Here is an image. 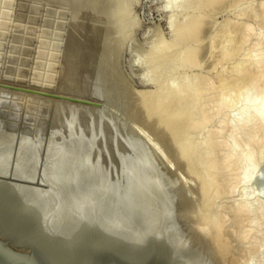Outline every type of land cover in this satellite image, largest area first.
Wrapping results in <instances>:
<instances>
[{
	"label": "rangeland",
	"instance_id": "rangeland-1",
	"mask_svg": "<svg viewBox=\"0 0 264 264\" xmlns=\"http://www.w3.org/2000/svg\"><path fill=\"white\" fill-rule=\"evenodd\" d=\"M1 1L3 0H0V118L4 121L3 125L6 124L3 129H13L18 137H14L17 142L21 138L24 151L37 172L35 178L39 179L35 180L44 183L42 177L51 172L59 178V182L66 178L63 181L65 184L60 183V186L65 187L69 184L70 178L67 180V177L71 174V181L75 179L77 185L88 183L91 188L87 189L89 193L100 182L105 187L103 192L106 197L116 194L118 199L129 202L147 191L158 211L167 212L171 216L184 241L200 253L208 264H264V255L260 259L257 254V244L264 243V215L258 216L244 209L237 211L236 206L242 201L246 185L240 178L244 168L235 155L230 156L231 146L227 141L229 139L234 142L236 150H242L247 147V134L254 135L257 132L255 137L258 140L251 148L256 163V177L254 176L250 184L258 193L262 185L258 174L264 173L263 128L258 123L255 125V132L253 129L238 134L233 119L240 114L241 108L252 101L260 102L263 99L264 11L261 7L264 0H227L214 12L213 22L205 31L207 41H211L217 31L228 22H236L238 26L230 29L225 56L219 57L220 44L213 49L205 44L196 55L194 65H181L171 73L169 71L172 68V59L161 66L165 75H176L180 83L188 75L192 77L187 99L193 97L197 91L196 99L200 106L195 111V123L187 126L191 144L206 136H211L214 141L211 154L216 157V165L206 168L207 175H212L215 179L214 192L212 202L204 207H197L195 202L200 196L198 179L189 175L186 160L178 157L171 147L168 130L156 129L154 123L149 121L150 112L144 110L141 99L135 93V90L155 87L144 69L145 60L159 37L166 39L167 53L178 58L185 51V41L172 42L173 31L168 17L173 6L168 4V0H125L128 10L124 13L119 28L116 23H111L112 11L109 12L110 15L108 12L106 14L107 9L112 10L114 6L110 0H82L85 4L89 3L86 6H79L78 0H75L76 4H69L71 0H62L66 4L60 0H57L58 3L51 0L54 4H50V0H15L17 5L14 0V3L11 0L4 1L5 4ZM44 1L48 4H43ZM67 2L69 5L74 4L73 7ZM91 3L93 7H90ZM8 5H12L13 9ZM81 7L87 8L82 11ZM40 9L41 13L38 12ZM89 11H92L93 17ZM179 11L180 15L184 14L182 9ZM103 14L109 15V18ZM71 15L76 18L73 23L82 15L84 19L80 18L78 22L83 23V26L78 22V25L76 23L72 26L71 21L74 19ZM94 15H98V19L101 17L98 20ZM15 19H24L32 25L15 22ZM64 30H68L67 34ZM25 33L27 34L24 35ZM35 33L38 34L34 37ZM30 34L33 36H27ZM40 35L48 38V41ZM36 37L40 40L36 41ZM45 47L51 48V51ZM255 57L262 58L256 67L257 74L254 72L253 76L245 80L242 71H238L235 66L245 61L250 63ZM220 74L223 76L214 85L212 79ZM235 76L242 77H238L237 81ZM257 76L261 77V81L258 77L260 87H256L253 82ZM218 101L220 107L215 111ZM167 107H173L172 101ZM164 113L166 109L163 110ZM199 121L202 124L196 123ZM182 124L183 121L180 120L177 128ZM53 141H57V149H51L54 145L49 147L51 144L56 145ZM150 143L158 151L152 149ZM0 147V154L5 151L4 160L5 157H13L16 152L14 150L12 154L8 149L7 154L6 149L2 150L3 145ZM59 149L62 152L56 153ZM53 151L56 154H52ZM59 154L67 155L70 163L67 161L68 164H62L66 158L61 155L65 158L63 161ZM14 155L17 157V152ZM15 156L10 161L7 158L8 164L11 162L12 165L5 164L6 160L4 164L1 161L0 163L12 168ZM202 156L201 154L194 158L200 159ZM55 158L62 159L57 162ZM53 159L56 163L52 164ZM57 163L58 166L61 164L59 169ZM48 165L55 166L57 170ZM62 165L68 167L64 169ZM46 168L56 172L49 171L50 169L48 172ZM60 168L65 170V175L61 176L64 173L58 172ZM69 168L72 172L67 175ZM57 172L62 174L58 175ZM81 184L79 188H82ZM256 193L255 198L264 200V192L260 195ZM216 227L220 228L219 237L214 236Z\"/></svg>",
	"mask_w": 264,
	"mask_h": 264
},
{
	"label": "bare ground",
	"instance_id": "bare-ground-1",
	"mask_svg": "<svg viewBox=\"0 0 264 264\" xmlns=\"http://www.w3.org/2000/svg\"><path fill=\"white\" fill-rule=\"evenodd\" d=\"M4 1H7V0H3L1 1L2 3H4ZM13 2V0H11ZM18 1V0H17ZM24 1V0H22ZM31 1V0H30ZM38 1V0H37ZM40 1V0H39ZM55 1V0H54ZM62 0H60L61 2ZM65 1V0H63ZM62 1V2H63ZM68 1V0H67ZM77 1V0H76ZM82 1V0H81ZM84 1V0H83ZM80 2L79 0L77 1V4L79 3V6H86V5H89L88 4H85ZM96 1V0H95ZM93 1V2H95ZM98 1V0H97ZM101 1V0H100ZM105 1H109V0H105ZM111 2L110 3H113V6L112 4V10L110 9L108 11H106V14L107 12H111V15H112V20L111 19H107L108 21L111 20V23L113 22L114 24L116 23V26H118L117 28L120 27V25H122V17L124 15V13H126V10H128V7L126 5V1L125 0H110ZM227 0H168V4H171L173 6V10L170 14V16L168 17V20H169V24L172 28V31H173V37H172V42H176V41H185V51L183 53H181L178 58L175 57L172 53H167V50H166V39H164L162 36L158 38V40L153 43V47H152V50L150 51V54L148 56V58L145 60V69H144V72H146V76L148 77L149 80L153 81L155 83V87L152 88V89H139V90H135L137 92L136 95H137V98L141 99L142 101V105H143V108L145 111H147L148 113L150 112V120L152 123H154V125L156 126V129H159V128H163V129H167L168 130V141L171 145L172 148H174V151L176 153V155H178V157H181L183 160H186V168L188 169V173L189 175H192L191 177H194L196 179H198V184H199V193L200 196L198 198V200H196V206L199 207H204V206H207L209 203L212 202V196H213V192H214V183H215V179L214 177L211 175V176H208L207 173H206V168L209 167V166H215L216 165V157L214 155L211 154V150H212V146L214 145V141L212 139L211 136H206L205 138L199 140V141H196L194 142L193 144H191V135L188 133L187 131V126H189L190 124L192 123H195V111L197 108H199L200 106V103L199 101L196 99L197 98V91L194 93L193 97H191L190 99H187V91L190 89L189 87L191 86L192 84V77L191 75H188L187 77H185L182 82L180 83L177 78H176V75H172L171 77L170 76H167L165 75V73L163 72V69H162V63L164 62H169V60L172 59V62H171V65H172V68L170 69V73L174 71V69L180 67L181 65H189V66H192L196 63V55H198V52L200 50H202L203 46L206 44V45H210L212 47V49L214 48L215 45L217 44H220V47H219V57H223L227 54V49H226V44H228L230 38H229V33H230V29H233V28H238L237 26V23L236 22H228L226 23L223 27H221L216 35L213 37V39H211V41H207L205 39V35H206V27H208L209 25L212 24L213 22V15H214V12L217 10L218 7H220L223 3H225ZM15 2V0H14ZM13 2V3H14ZM27 2V1H26ZM29 2V1H28ZM49 2V1H48ZM59 2V3H60ZM61 2V3H62ZM70 2V3H69ZM67 2V4H72V2H75L74 1H69ZM87 2V1H86ZM8 3V2H7ZM6 3V5H7ZM11 3V2H10ZM18 3V2H17ZM17 3L15 2V4L17 5ZM21 3V2H20ZM47 3L46 1H44L43 4ZM53 3L51 2L50 0V4ZM54 3H58V1L56 0V2ZM53 3V4H54ZM64 3V2H63ZM83 5H80L82 4ZM97 3V2H95ZM109 3V2H108ZM5 4V3H4ZM29 4V3H27ZM36 4H39L38 2ZM42 4V3H40ZM48 4V3H47ZM66 4V3H64ZM62 4V5H64ZM68 4V5H69ZM85 4V5H84ZM21 5V4H20ZM74 5V4H73ZM73 5H69V6H72ZM110 5V4H109ZM263 5V4H262ZM9 8L12 6L8 5ZM14 6V5H13ZM23 6V5H22ZM29 6V5H28ZM27 6V7H28ZM51 6V5H50ZM49 6V7H50ZM78 6V5H77ZM76 7L77 9L79 8ZM97 6V5H96ZM108 6V5H107ZM7 7V6H6ZM15 7V6H14ZM47 7V6H46ZM45 7V8H46ZM52 7V6H51ZM51 7L49 9H51ZM58 7V6H56ZM61 9L64 8L63 6H59ZM90 7H93L92 6V3L90 5ZM89 7V8H90ZM263 7V8H262ZM261 7V10L264 11V5ZM24 8V7H23ZM42 8V6H41ZM67 8V7H66ZM71 7H69L70 9ZM83 8H87V7H83ZM82 7L80 8L81 10L83 9ZM97 8V7H96ZM95 8V10H96ZM111 8V6H110ZM11 9H13L11 7ZM16 9V7L14 8ZM75 9V8H74ZM93 9V8H92ZM91 9V10H92ZM105 9V8H104ZM103 9V11H104ZM180 9H182V11L184 12L183 15H180ZM10 10V9H9ZM8 10V11H9ZM27 10V9H26ZM39 10V9H38ZM72 10V8H71ZM89 10V9H88ZM197 10V12H196ZM46 11V10H45ZM44 11V12H45ZM56 11V9H55ZM63 11V10H61ZM70 11V10H69ZM80 11V10H79ZM84 11V9L82 10ZM86 11V9H85ZM193 11V12H192ZM199 11H202L201 13H198ZM11 12V10H10ZM10 12H6L7 14H9ZM14 12V10L12 11ZM16 12V11H15ZM23 12V10H22ZM41 13V9L40 11H38ZM43 12V11H42ZM77 12V10H76ZM90 12V11H89ZM92 12V11H91ZM90 12V13H91ZM31 13V12H30ZM35 13V12H34ZM33 13V14H34ZM55 13V12H54ZM58 13V12H57ZM71 13V11H70ZM73 13V12H72ZM81 13V11H80ZM79 13V14H80ZM84 13V12H83ZM82 13V14H83ZM105 13V12H104ZM216 13V12H215ZM24 14H27V13H24ZM45 14V13H44ZM74 14V13H73ZM76 14V13H75ZM89 13L87 12V15ZM93 13L90 14V16L92 15ZM14 15V13H13ZM37 15L39 16V14L37 13ZM102 15V14H101ZM105 15V14H103ZM110 15V13H109ZM109 15H105L106 18L108 17L109 18ZM28 16V14H27ZM26 16V18H27ZM32 16V15H31ZM36 16V15H35ZM44 16V15H43ZM50 16V15H49ZM52 16V15H51ZM55 16V14H54ZM60 16V15H58ZM70 16V14H69ZM72 16V15H71ZM76 16H79V15H76ZM82 16V15H81ZM81 20L84 19L83 17H81ZM85 16V15H84ZM95 16V15H94ZM98 16V15H97ZM95 16L97 19L98 17ZM9 17H12L11 15ZM41 19H42V15L40 16ZM74 15L72 16V19ZM93 17V15L91 16ZM91 17H89L91 19ZM101 16H99V19H100ZM111 17V16H110ZM13 18V17H12ZM20 18V17H19ZM48 18V17H47ZM64 18V17H63ZM80 18H77V22H78V19ZM18 19V18H17ZM39 19V21L41 20ZM54 18H52L53 20ZM56 19V18H55ZM54 19V20H55ZM61 21L62 20V17H60ZM70 19V18H68ZM71 19V20H72ZM86 19V17H85ZM98 19V20H99ZM16 20V19H15ZM14 20V21H15ZM96 20V19H94ZM94 20H90V21H94ZM103 19L101 18V21ZM10 23L11 20H9ZM8 21V22H9ZM43 21V20H42ZM59 21V20H58ZM67 21V20H66ZM76 21V18L74 19V21H71V23L75 22ZM80 21V20H79ZM15 22H25L24 19L23 21H15ZM57 22V21H56ZM60 22V21H59ZM76 22V23H77ZM86 22V20H85ZM103 22V21H102ZM28 22H25L24 24H26ZM30 23V22H29ZM27 24V25H32L31 23L30 24ZM39 23V22H38ZM67 23V22H66ZM76 23H73L72 26H74V24ZM79 23V22H78ZM77 23V25H78ZM81 23V22H80ZM79 23V24H80ZM95 23V22H94ZM101 23V22H100ZM68 24V23H67ZM83 23H81L82 25ZM93 24V23H92ZM105 24V23H104ZM38 26V24H36ZM42 25V24H40ZM76 25V26H77ZM86 25V24H85ZM84 25V26H85ZM94 25H97V24H94ZM93 25V26H94ZM102 25V23H101ZM4 26V25H3ZM35 26V24H34ZM36 26V27H37ZM71 26V25H70ZM83 26V25H82ZM87 26H89L87 24ZM98 26V25H97ZM10 27H11V24H10ZM10 27H9V31H10ZM14 27V25H13ZM44 27V26H42ZM50 27V25H49ZM78 27V26H77ZM76 27V28H77ZM91 27V26H90ZM96 27V26H95ZM100 27V25L98 26ZM5 28V27H4ZM35 28V27H34ZM51 28V27H50ZM67 28V27H65ZM72 28V27H71ZM75 28V27H74ZM92 28V27H91ZM8 29V28H7ZM26 29V27H25ZM24 29V31H26ZM39 29V28H36V30ZM78 29V28H77ZM80 29V28H79ZM14 31V29H12ZM35 30V31H36ZM40 30H42L40 28ZM56 30V29H55ZM84 30V29H83ZM88 30V29H87ZM159 30V28H158ZM19 31V30H18ZM17 31V32H18ZM34 31V30H33ZM39 31V30H38ZM45 30L43 29V32ZM63 31V29L61 30ZM60 31V32H61ZM65 31V30H64ZM68 31V30H67ZM67 31L66 34H67ZM64 32V33H65ZM70 32V31H69ZM94 32H96V30L94 29ZM45 33V32H44ZM20 34V32H19ZM23 35V33H21ZM27 33H25L24 35H26ZM29 34V33H28ZM36 34V33H35ZM38 34V33H37ZM34 35L35 36H37ZM160 34V33H159ZM86 35V34H85ZM123 35V34H122ZM10 36V34H9ZM27 36H33V35H27ZM41 36V35H40ZM55 36V35H54ZM53 36V38H54ZM70 36V35H69ZM68 36V37H69ZM73 36V35H72ZM7 37V36H5ZM46 38L44 36H41V38ZM51 37V36H49ZM76 37V36H75ZM12 38V37H10ZM38 39V37H36ZM52 38V39H53ZM120 38H122V36L120 35ZM48 38H46L47 40ZM68 39V38H67ZM88 39V38H87ZM34 40H36L34 38ZM40 38L36 41H39ZM50 40V39H49ZM59 40V39H58ZM57 40V41H58ZM64 40V39H63ZM63 40L62 43H63ZM95 40V39H94ZM97 40V39H96ZM48 41V40H47ZM51 41V40H50ZM55 41V39H54ZM60 41V40H59ZM66 41V40H65ZM9 42V41H8ZM22 42V41H21ZM68 42V41H67ZM85 42V41H84ZM35 43V42H34ZM39 43V42H38ZM69 43V42H68ZM100 43V42H99ZM104 43V41H103ZM258 43V42H256ZM24 44H27V43H24ZM23 44V45H24ZM65 44V42H64ZM105 44V43H104ZM19 45V44H18ZM21 45V43H20ZM32 45V43H31ZM39 45V44H37ZM50 45V44H49ZM68 44H66L67 46ZM102 45V43H101ZM100 45V46H101ZM30 46V45H29ZM36 46V45H35ZM34 46V48H35ZM56 46V44H55ZM64 46V45H63ZM104 46V45H103ZM102 46V47H103ZM50 47V46H49ZM38 48V46L36 47ZM43 48V47H41ZM46 48V47H45ZM44 48V49H45ZM51 48H52V45H51ZM51 48H46L47 50L50 49L51 51ZM56 48V47H54ZM101 48V47H100ZM104 48V47H103ZM45 49V50H46ZM63 49V48H62ZM21 50V49H20ZM19 50V51H20ZM34 50V49H33ZM55 50V49H54ZM100 50V49H99ZM28 51V50H27ZM58 51V50H56ZM66 51V50H65ZM102 51V50H101ZM36 52H37V49H36ZM68 52V51H67ZM83 52V51H82ZM50 53V52H49ZM17 54V53H16ZM15 54V55H16ZM34 54V53H33ZM73 54V53H72ZM100 55V54H99ZM49 56V55H48ZM18 57V56H17ZM34 57V56H33ZM50 57V56H49ZM48 57V58H49ZM95 57V56H94ZM42 58V57H41ZM40 58V59H41ZM46 57V59H48ZM62 58V57H61ZM256 58V57H255ZM253 58L254 60H252V62L248 63L247 61L243 62L242 64H239V65H236L235 67L237 68L238 71H242L243 73V77L245 76V80L250 78L251 76L254 75V72L257 74L256 72V67H258L257 65L260 63L261 61V57H258V58ZM49 60V59H48ZM35 61H36V58H35ZM80 61V60H79ZM14 62V61H13ZM48 62V61H47ZM53 62V61H52ZM56 62V61H54ZM60 63V62H59ZM41 64V63H39ZM38 64V65H39ZM49 64V63H48ZM84 64V63H82ZM45 65V64H44ZM51 65V64H50ZM59 65H57L58 67ZM47 67V66H45ZM43 68V67H42ZM63 68V66L61 67V69ZM79 68V67H78ZM60 69V68H59ZM64 69V68H63ZM62 69V70H63ZM59 71V70H58ZM61 71V70H60ZM59 71V72H60ZM74 71V70H73ZM50 72V71H49ZM169 73V74H170ZM10 74V73H9ZM32 74V73H31ZM58 75V74H56ZM18 76V75H17ZM20 76V75H19ZM223 76V74H220L219 76H216L214 77V79H212L213 81V84L214 85H217L219 80L221 79V77ZM240 76V77H242ZM256 76V75H255ZM24 77V76H23ZM59 77V76H58ZM57 77V78H58ZM61 77V76H60ZM239 76H235V79L238 81ZM257 76V78H255V80H253L254 82V85L256 87H260V83H259V79L261 81V77ZM55 78V77H54ZM253 79V78H252ZM251 79V80H252ZM258 79V80H257ZM15 80V79H14ZM31 80V79H30ZM58 80V79H57ZM243 80V79H242ZM9 81H12V80H9ZM14 83V82H13ZM53 83V82H52ZM263 95V99L262 101L260 102H257V101H252L250 102L246 107H243L241 108V111H240V114L233 119V123L235 124L236 126V132L238 134H240L242 131H253V129L255 128V125L256 124H260L263 128V139H264V93L262 94ZM172 101V104H173V107L169 108L168 109V104L169 102L171 103ZM220 107V101H218L216 103V106H215V111H218ZM166 109V113L163 114V110ZM182 120L183 121V124L181 125V127L178 129V122ZM4 121L0 118V146L3 145V149H6V152L7 154L11 151H16L17 152V157L14 155L16 154V152L13 154V157L15 156V162H14V166L12 168H7L9 166H6V165H3L5 160L7 161V158H8V161H10L11 158H13L12 156H10L11 158L9 157H5L6 159L4 160V152L2 154H0V156L2 155V157H0V161L3 162V164H1L0 166V174L2 175H14L16 177H19V178H25V179H29V180H35V176H36V171H35V168L34 166L32 165V163L29 161V158L27 156V154L25 153L24 151V148H23V142L21 140V138H19L20 141L17 142V139L18 137H16V135L14 134V130L13 129H10V128H7L6 129H3L4 126L6 125H3ZM197 124L201 123V121L199 122H196ZM247 131V132H248ZM256 130L254 129V132ZM257 135V132L254 134V135H250V133L247 134V137L248 138V141H247V147L242 149V150H236V147H235V144L234 142H232L231 140L227 139V141L229 142L230 146H231V154L230 156H233L235 155L236 158H238L240 160V162L243 164V170L240 174V178L245 181L246 185H245V188H244V191H243V198H242V201L241 203L236 206V209L237 211L241 210V209H244V210H247L248 212H254L256 214L259 215H264V200L262 198H255L254 194L257 192L256 190L252 189L251 187V181L252 179L254 178V176L256 175V163H255V159L252 157V147L254 146L255 142L258 140L255 136ZM16 137V138H14ZM14 139L16 140L14 142ZM55 140V139H54ZM55 141H53L54 143ZM57 142V141H56ZM55 142V143H56ZM50 143V142H49ZM51 143H52V140H51ZM50 143V144H51ZM151 144V143H150ZM54 145V146H53ZM192 145V146H190ZM52 147L51 149L55 148L57 149L59 146L55 144H51L49 145V147ZM56 146H58L56 148ZM152 147V149H154L155 151H158L156 146L151 144L150 145ZM61 148V147H60ZM1 149V147H0ZM8 149H9V152H8ZM1 150V152H2ZM63 150V148H62ZM62 150L59 149V151L57 152L56 150V153H59L60 151L62 152ZM75 150V148H74ZM66 151V150H65ZM64 151V152H65ZM60 152V153H61ZM70 152V150L68 151ZM55 151H53L52 154H54ZM55 153V154H56ZM67 153V151H66ZM74 153V152H73ZM6 154V153H5ZM69 154V153H67ZM203 155L200 159H195L194 157L197 156V155ZM4 155V156H3ZM11 155V154H9ZM63 156V154H61ZM60 154L58 155L59 157L61 156ZM65 155V153H64ZM73 154H71V157H72ZM57 156V155H56ZM55 156V157H56ZM56 157V158H59V157ZM61 156V157H62ZM67 156V155H66ZM66 156H63L66 158ZM53 157V155H52ZM51 157V158H52ZM62 157V158H63ZM74 157V156H73ZM199 157V156H198ZM54 158V157H53ZM55 158V159H56ZM60 158V159H62ZM65 158H63L62 160L64 161ZM53 159L51 160L52 164L53 162H55L56 160ZM59 159V160H60ZM70 159V158H69ZM69 159L66 158V161L62 164H65ZM4 160V161H3ZM59 160H57V162H59ZM8 161L5 162V164L7 163L8 164ZM62 161V162H63ZM72 161V159L70 160ZM74 159H73V163H74ZM13 162V161H12ZM69 162V161H68ZM67 162V164H68ZM56 163V162H55ZM70 163V162H69ZM12 165V163L10 162L8 165ZM60 164V163H59ZM72 164V163H71ZM3 165V166H2ZM49 165L51 166V163H49ZM48 165V166H49ZM61 165V164H60ZM60 165L58 166V163H57V169H59ZM66 165V164H65ZM74 165V164H72ZM49 166V167H50ZM64 166V165H62ZM65 167H68L67 166H64L63 168L65 169ZM48 168V167H47ZM46 168V169H47ZM50 168H53V169H56L55 166L53 167H50ZM49 168V169H50ZM73 169L75 168L74 166L72 167ZM49 169H47L46 171H48ZM53 169H50L49 171H52ZM56 169V170H57ZM70 169V168H69ZM56 170L54 172H56ZM48 171V172H49ZM62 171V168H60V171L58 170V172L60 173ZM65 171V170H64ZM62 171L64 174H59L57 172L58 175H65V172ZM67 171V170H66ZM75 171V170H74ZM73 171V173H74ZM36 172V173H35ZM52 172V173H54ZM71 169L69 172H66L67 175L68 173H71ZM47 173V172H46ZM45 174V173H44ZM56 174V173H54ZM48 175V174H47ZM50 175V176H49ZM48 176H43L45 178L42 177V179H44V183H53L55 184L56 186H60V183H64L63 181L66 179H63V181L59 182V178L57 179L56 176L52 175L51 172ZM57 175V176H58ZM70 175V177H69ZM68 177H67V180L69 179V185H71L72 188L76 189L77 190V193L75 194H79V195H83V196H86L88 197L90 200H91V196L90 195H87V189H89V185L88 183H85L84 185H82V188L80 186L79 188V185H77L76 182L71 181L72 179V175L69 174ZM76 175V172L75 174ZM259 177L258 178H261L262 181H260V183L262 182V185L260 186V189H259V192L256 193L258 195L261 194V192L263 193L264 192V173L262 175L258 174ZM60 177V176H59ZM256 177V176H255ZM41 178V176H40ZM62 177H60L61 179ZM90 180L91 177H89ZM37 179H39L37 177ZM36 179V180H37ZM35 180V181H36ZM62 180V179H61ZM89 180V181H90ZM16 181V180H15ZM40 181V180H39ZM39 181H37V183H39ZM88 181V180H87ZM86 181V182H87ZM66 182V181H65ZM68 182V181H67ZM94 182V180H93ZM91 183V182H90ZM98 183V184H97ZM97 186H96V191H101L103 192V189L105 188L103 186L102 183L100 182H97ZM65 184V183H64ZM63 184V185H64ZM67 184V183H66ZM95 185V183H93ZM35 185H38V184H35ZM68 185V184H67ZM41 186V185H40ZM85 186V188H84ZM89 187V188H88ZM84 188V189H83ZM91 189V188H90ZM92 192H93V189H92ZM104 204L105 206L107 207L108 211H113V212H117V213H122V214H134V213H139V212H143V211H158V208L155 204V202L151 199L149 193L147 191H143L142 193H140L138 195V197L136 199H134L133 201H124V200H120L116 197V194L114 195H110L108 197H106V195L104 194ZM197 199V197H196ZM256 217V216H255ZM220 233V228L219 227H216V230L214 231V236H218ZM219 237V236H218ZM219 239V243H220V238ZM217 239V240H218ZM218 243V244H219ZM217 244V245H218ZM264 243L261 242L259 244H257V250H258V255L261 259V257H263L262 255H264ZM257 252V251H256ZM249 254V253H248ZM256 254V255H257ZM246 255V253H245ZM244 257V256H243ZM225 258V257H224ZM249 258V257H248ZM264 258V257H263ZM245 259V258H244ZM249 259H247L248 261ZM246 262V260H245ZM261 263V262H260ZM264 263V262H262Z\"/></svg>",
	"mask_w": 264,
	"mask_h": 264
},
{
	"label": "water",
	"instance_id": "water-1",
	"mask_svg": "<svg viewBox=\"0 0 264 264\" xmlns=\"http://www.w3.org/2000/svg\"><path fill=\"white\" fill-rule=\"evenodd\" d=\"M75 193L0 174V264H208L167 212L117 213L96 188Z\"/></svg>",
	"mask_w": 264,
	"mask_h": 264
}]
</instances>
